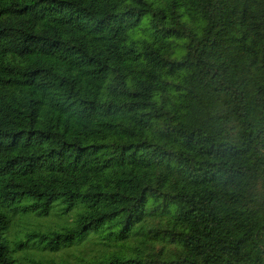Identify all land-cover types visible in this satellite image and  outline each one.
I'll return each instance as SVG.
<instances>
[{
	"label": "trees",
	"instance_id": "1",
	"mask_svg": "<svg viewBox=\"0 0 264 264\" xmlns=\"http://www.w3.org/2000/svg\"><path fill=\"white\" fill-rule=\"evenodd\" d=\"M0 264H264V0H0Z\"/></svg>",
	"mask_w": 264,
	"mask_h": 264
}]
</instances>
